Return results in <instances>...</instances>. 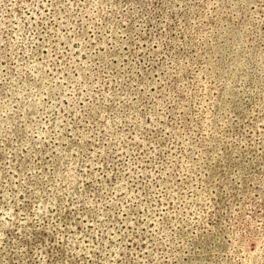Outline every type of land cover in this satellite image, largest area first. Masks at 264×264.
<instances>
[{"label":"rangeland","instance_id":"374dc122","mask_svg":"<svg viewBox=\"0 0 264 264\" xmlns=\"http://www.w3.org/2000/svg\"><path fill=\"white\" fill-rule=\"evenodd\" d=\"M0 264H264V0H0Z\"/></svg>","mask_w":264,"mask_h":264}]
</instances>
